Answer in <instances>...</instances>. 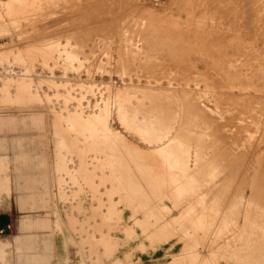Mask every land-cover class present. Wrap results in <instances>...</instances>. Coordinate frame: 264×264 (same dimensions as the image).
<instances>
[{"label":"rangeland","instance_id":"1","mask_svg":"<svg viewBox=\"0 0 264 264\" xmlns=\"http://www.w3.org/2000/svg\"><path fill=\"white\" fill-rule=\"evenodd\" d=\"M263 91L264 0H0V264H264Z\"/></svg>","mask_w":264,"mask_h":264},{"label":"crops","instance_id":"2","mask_svg":"<svg viewBox=\"0 0 264 264\" xmlns=\"http://www.w3.org/2000/svg\"><path fill=\"white\" fill-rule=\"evenodd\" d=\"M10 220H11V217H10V214L8 212L1 214V216H0V227H3V229H4V226L10 224ZM10 252H11V249L9 248V246L4 247V246L0 245V255H1L0 261H3V260H5V258L9 257L8 254H10Z\"/></svg>","mask_w":264,"mask_h":264},{"label":"bare ground","instance_id":"3","mask_svg":"<svg viewBox=\"0 0 264 264\" xmlns=\"http://www.w3.org/2000/svg\"><path fill=\"white\" fill-rule=\"evenodd\" d=\"M226 33V32H225ZM229 43V42H228ZM254 56H256V55H254ZM227 57V56H226ZM233 60V59H232ZM221 61V60H220ZM226 61V60H225ZM246 64V63H245ZM219 65V64H218ZM222 65V64H221ZM252 65V64H251ZM223 68V67H222ZM244 72V71H243ZM200 75V74H199ZM234 77V76H233ZM235 80V79H234ZM224 88V87H223ZM264 92V91H263ZM253 104V103H252ZM249 106V105H248ZM257 111V110H256ZM224 112V111H223ZM233 118V117H232ZM240 119V118H239ZM245 120V119H244ZM217 125V124H216ZM132 127V126H131ZM232 132V131H231ZM236 132V131H235ZM116 139V138H115ZM231 146H233V145H231ZM231 150V149H230ZM209 156V155H208ZM207 156V157H208ZM236 156V155H235ZM214 157V156H213ZM187 174H189V173H187ZM226 176V175H225ZM262 176V175H261ZM217 186V185H216ZM213 190V189H212ZM264 190V189H263ZM209 190H207V192H208ZM232 191V190H231ZM226 192V191H225ZM205 195V194H204ZM211 196V195H210ZM264 199V198H263ZM246 214V213H245ZM6 228H8V227H6ZM6 231V230H5ZM259 247V246H258ZM210 257V256H209Z\"/></svg>","mask_w":264,"mask_h":264},{"label":"water","instance_id":"4","mask_svg":"<svg viewBox=\"0 0 264 264\" xmlns=\"http://www.w3.org/2000/svg\"><path fill=\"white\" fill-rule=\"evenodd\" d=\"M8 226H9V225L4 226V229H1L0 232H1V233H4V232H5L4 230H7L8 228H6V227H8Z\"/></svg>","mask_w":264,"mask_h":264},{"label":"flooded vegetation","instance_id":"5","mask_svg":"<svg viewBox=\"0 0 264 264\" xmlns=\"http://www.w3.org/2000/svg\"><path fill=\"white\" fill-rule=\"evenodd\" d=\"M1 229H3V227H0Z\"/></svg>","mask_w":264,"mask_h":264},{"label":"trees","instance_id":"6","mask_svg":"<svg viewBox=\"0 0 264 264\" xmlns=\"http://www.w3.org/2000/svg\"><path fill=\"white\" fill-rule=\"evenodd\" d=\"M1 230V229H0Z\"/></svg>","mask_w":264,"mask_h":264}]
</instances>
